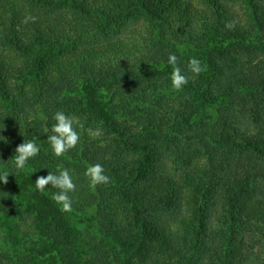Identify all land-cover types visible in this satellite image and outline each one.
<instances>
[{
	"label": "trees",
	"instance_id": "obj_1",
	"mask_svg": "<svg viewBox=\"0 0 264 264\" xmlns=\"http://www.w3.org/2000/svg\"><path fill=\"white\" fill-rule=\"evenodd\" d=\"M179 45L204 70L194 76L176 55L189 82L174 91ZM263 47L264 0H0V173H11L0 216L36 239L28 264H104L106 239L123 264H250L257 228L242 220L263 224L264 193H238L264 178ZM206 102L218 103L212 121L198 118ZM57 111L80 136L60 157L47 141ZM23 141L40 151L16 171ZM94 164L110 182L92 190ZM48 168L69 171L71 212L51 185L35 189ZM226 203L243 224L222 250L210 224ZM84 215L98 240L73 226Z\"/></svg>",
	"mask_w": 264,
	"mask_h": 264
},
{
	"label": "rangeland",
	"instance_id": "obj_2",
	"mask_svg": "<svg viewBox=\"0 0 264 264\" xmlns=\"http://www.w3.org/2000/svg\"><path fill=\"white\" fill-rule=\"evenodd\" d=\"M200 33L203 34L201 29H198ZM204 35V34H203ZM169 42L172 44L177 43L178 39L169 36ZM174 50H171L175 55L179 58L183 59L184 62H188L191 58L196 55L194 49L191 48L190 52H186L188 48L183 45L175 46ZM173 49V47H171ZM189 50V49H188ZM258 56H264V47L261 48V51L258 52ZM202 72L198 77L202 76ZM218 103H202V109L200 111L199 117L203 121H212L215 115V109ZM119 121H123L119 116H116ZM51 172L56 174L55 171H52L51 168L46 169V175ZM264 193V178L251 181V183L247 184L239 193V198L245 197H256ZM217 210H219L217 208ZM216 215V212L214 210ZM89 215H92V210H89ZM229 218V210L227 203L223 205V220L219 221H212L210 227H213L214 232L212 233L211 237L215 238L217 241L220 240V247L222 250H226L227 244L226 241L228 240V236L231 230V226L234 228L240 229L242 227V221L244 223H248L253 225L255 229L257 228L256 232L253 235V241L249 243L250 251L248 255V262L250 264H264V222L263 224L259 222V219L256 217L255 214H251L250 212L243 216L242 221L239 224L234 222L228 221ZM75 219H78V222L75 223ZM73 222V226L76 228L77 232L82 234H93L95 240H98V236L94 233L91 226L87 223V217L80 216L78 218H71ZM227 222V223H226ZM233 229V228H232ZM23 234L16 233L13 228V223L11 218L0 216V264H28L30 262V256H32V249H36L35 245L33 244L36 242V239L32 237V235H27V237H22ZM210 238V237H209ZM108 256L110 258L106 259L104 264H123L120 259L116 257V252L113 250L112 243L109 242L108 239L104 241ZM109 249V250H108ZM111 250V251H110ZM37 251L41 252L42 248L40 245L37 246ZM113 253V255H112ZM43 262H40V264Z\"/></svg>",
	"mask_w": 264,
	"mask_h": 264
},
{
	"label": "clouds",
	"instance_id": "obj_3",
	"mask_svg": "<svg viewBox=\"0 0 264 264\" xmlns=\"http://www.w3.org/2000/svg\"><path fill=\"white\" fill-rule=\"evenodd\" d=\"M36 17L28 15L25 16L22 23L27 24L29 22H35ZM236 26L235 21H229L225 24V28L233 30ZM168 64L172 66V72L170 74L171 88L174 91H180L183 86L189 82V77L182 73L181 68L178 66L177 56L170 54L168 57ZM187 70L194 76L199 75L204 69L201 66V62L193 57L188 61ZM53 119L55 123L50 128V135L47 136V141L50 145L52 154L54 157L63 156L66 152L74 148L79 140V133L73 127L74 121L69 116H66L63 112L57 111ZM97 131L94 135H98ZM40 149L34 141H27L18 145L15 149V154L11 157L13 167L16 171L22 170L27 165V162L38 155ZM105 170L102 165L94 164L89 165L85 170V177L89 180V187L92 190L99 185L107 184L110 182V177L104 174ZM11 173L9 171H3L0 173V182L7 183V178ZM35 189L43 192L46 186L51 185L57 191L52 195V200L56 203L60 210L63 212L72 211V198L69 193L75 191V184L67 169L59 171V174H53L51 172L46 176L37 177L35 181Z\"/></svg>",
	"mask_w": 264,
	"mask_h": 264
}]
</instances>
